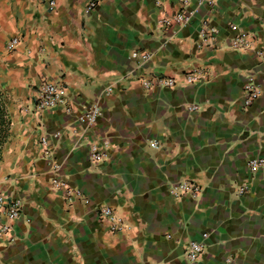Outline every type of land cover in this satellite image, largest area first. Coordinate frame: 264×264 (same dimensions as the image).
Returning <instances> with one entry per match:
<instances>
[{
    "label": "crops",
    "instance_id": "0c3cea01",
    "mask_svg": "<svg viewBox=\"0 0 264 264\" xmlns=\"http://www.w3.org/2000/svg\"><path fill=\"white\" fill-rule=\"evenodd\" d=\"M88 1L57 0L50 10L48 0H0V191L24 202L0 237V264H190L187 246L204 233L196 264H264V168H249L264 159V98L243 106L247 77L264 78V0H191L192 24L173 25L165 45L159 22L180 9L177 0H103L90 15ZM205 20L221 31V48L198 49ZM233 23L255 37L250 49H231ZM13 37L21 44L10 53ZM136 50L151 52V63L136 64ZM194 67L206 68V84H187ZM151 74L178 84L146 90L140 77ZM43 77L64 85L71 115L36 112ZM94 103L102 116L87 127L81 118ZM44 136L57 175L90 204L53 186ZM93 147L103 161L92 160ZM185 182L201 186L199 198L173 196ZM98 206L125 229L111 233Z\"/></svg>",
    "mask_w": 264,
    "mask_h": 264
},
{
    "label": "built area",
    "instance_id": "2783aa9c",
    "mask_svg": "<svg viewBox=\"0 0 264 264\" xmlns=\"http://www.w3.org/2000/svg\"><path fill=\"white\" fill-rule=\"evenodd\" d=\"M103 0H89L87 4L86 14L90 15L97 11ZM198 6L208 5L213 7L216 0H196ZM180 9L169 17H165L159 22L160 32L162 34L163 44L170 42L171 37L168 35L172 31V26L176 25L179 28H186L193 22L195 11L190 10L191 0H177ZM50 10H54L57 6V0H48ZM230 30L237 32L238 35L232 38L229 42L231 49L246 51L251 48L255 37L239 30L236 24H230ZM21 44V39L13 37L6 46L7 52H14ZM197 47L200 50L211 48L213 50L221 48V31L211 25L207 20L203 21L200 26L199 40ZM263 56V52L258 53ZM264 57V56H263ZM131 58L140 67L146 66L151 63L153 54L148 51L136 50L131 53ZM207 70L205 67H194L185 71L184 78L187 84L202 85L207 83ZM141 84L146 90L154 89H172L178 84L177 80L173 77H166L156 74H151L148 77H140ZM244 101L243 106L245 109L250 108L253 104L264 98V78L257 82L253 76L247 77L244 85ZM107 95L113 93V89L109 86L106 90ZM35 110L41 114L47 110L63 108L67 115H71L72 108L70 107V99L61 81L51 80L43 77L40 80L38 89L35 96ZM197 106H193L192 110H197ZM102 106L99 103H94L86 108V112L81 118V121L87 127H93L102 116ZM58 137V136H56ZM44 149V157L49 159L54 174L52 184L55 188L63 190L67 200L72 199L83 200L85 204H90L89 199L84 195L83 191L72 187L67 180L60 178L57 173L60 170L58 163L53 160V143L49 140L48 136H44L41 140ZM156 144H153L155 147ZM92 160L94 162L103 161V154L100 149L93 147ZM251 173L256 174L260 169L264 168V159H253L249 162ZM249 191V186L246 185L239 189L240 195H245ZM172 194L176 198L189 196L193 199L199 198L202 193V188L196 183L185 182L180 183L172 189ZM98 216L101 220H106L110 224L111 233H119L125 229V225L121 218H119L110 206H98L96 208ZM24 216V202L22 199L12 197L5 192L0 191V237L8 236L13 230L14 222ZM209 238L208 233L201 235L200 240L189 242L186 250V261L190 264L199 262L206 249V242Z\"/></svg>",
    "mask_w": 264,
    "mask_h": 264
},
{
    "label": "trees",
    "instance_id": "16d2710c",
    "mask_svg": "<svg viewBox=\"0 0 264 264\" xmlns=\"http://www.w3.org/2000/svg\"><path fill=\"white\" fill-rule=\"evenodd\" d=\"M5 115L3 114L1 105H0V145L3 144L4 139L6 138V129L7 121L4 119Z\"/></svg>",
    "mask_w": 264,
    "mask_h": 264
}]
</instances>
